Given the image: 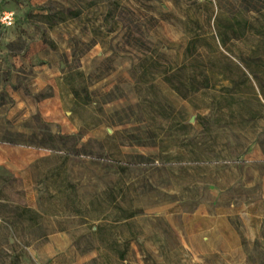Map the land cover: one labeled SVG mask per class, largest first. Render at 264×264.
<instances>
[{"label": "rangeland", "instance_id": "374dc122", "mask_svg": "<svg viewBox=\"0 0 264 264\" xmlns=\"http://www.w3.org/2000/svg\"><path fill=\"white\" fill-rule=\"evenodd\" d=\"M0 264H264V0H0Z\"/></svg>", "mask_w": 264, "mask_h": 264}, {"label": "built area", "instance_id": "2783aa9c", "mask_svg": "<svg viewBox=\"0 0 264 264\" xmlns=\"http://www.w3.org/2000/svg\"><path fill=\"white\" fill-rule=\"evenodd\" d=\"M12 19H13V17L10 13H7L3 16L4 23H6L8 25H10L12 23Z\"/></svg>", "mask_w": 264, "mask_h": 264}]
</instances>
